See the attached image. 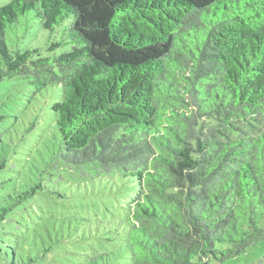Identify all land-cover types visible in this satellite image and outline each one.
Here are the masks:
<instances>
[{
  "label": "trees",
  "instance_id": "16d2710c",
  "mask_svg": "<svg viewBox=\"0 0 264 264\" xmlns=\"http://www.w3.org/2000/svg\"><path fill=\"white\" fill-rule=\"evenodd\" d=\"M32 10L45 29L71 20L70 51L11 52L6 29ZM15 78L61 86L66 164L136 185L122 245L78 264L222 263L264 241V0H12L0 83Z\"/></svg>",
  "mask_w": 264,
  "mask_h": 264
},
{
  "label": "rangeland",
  "instance_id": "374dc122",
  "mask_svg": "<svg viewBox=\"0 0 264 264\" xmlns=\"http://www.w3.org/2000/svg\"><path fill=\"white\" fill-rule=\"evenodd\" d=\"M11 1L0 0V7ZM70 21L45 29L32 10L7 27V45L11 52L60 55L73 47L65 37ZM54 42L60 46L51 49ZM61 99L59 85L38 91L28 79L0 83V208H10L20 193L36 187L34 196L0 222V264H10L13 252L18 264H78L84 255L122 245L125 209L136 185L117 172L63 161L52 110ZM263 257L264 241L212 264H255Z\"/></svg>",
  "mask_w": 264,
  "mask_h": 264
}]
</instances>
